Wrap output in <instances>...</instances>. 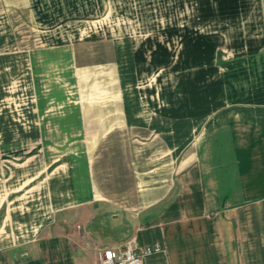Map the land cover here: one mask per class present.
Listing matches in <instances>:
<instances>
[{
    "label": "crops",
    "instance_id": "crops-1",
    "mask_svg": "<svg viewBox=\"0 0 264 264\" xmlns=\"http://www.w3.org/2000/svg\"><path fill=\"white\" fill-rule=\"evenodd\" d=\"M70 1L0 0V43ZM156 4L185 45L177 97L152 119L75 100L74 147H0V264H98L128 240L164 246L143 264H264V0Z\"/></svg>",
    "mask_w": 264,
    "mask_h": 264
},
{
    "label": "rangeland",
    "instance_id": "rangeland-1",
    "mask_svg": "<svg viewBox=\"0 0 264 264\" xmlns=\"http://www.w3.org/2000/svg\"><path fill=\"white\" fill-rule=\"evenodd\" d=\"M161 6L156 0H76L55 12L53 26L9 28L19 37L0 43V147L24 151L44 144L52 153L74 147L73 118L62 119L79 99L125 98L138 104L131 109L143 118L160 115L165 100L178 95L177 56L185 46L172 42L178 20ZM115 110L116 118L122 115Z\"/></svg>",
    "mask_w": 264,
    "mask_h": 264
},
{
    "label": "built area",
    "instance_id": "built-area-1",
    "mask_svg": "<svg viewBox=\"0 0 264 264\" xmlns=\"http://www.w3.org/2000/svg\"><path fill=\"white\" fill-rule=\"evenodd\" d=\"M163 251L161 243L139 246L134 240H128L118 246L100 248L98 264H143L146 256Z\"/></svg>",
    "mask_w": 264,
    "mask_h": 264
}]
</instances>
